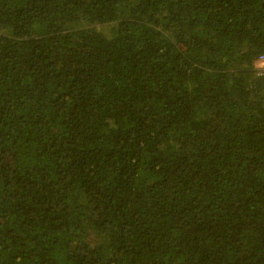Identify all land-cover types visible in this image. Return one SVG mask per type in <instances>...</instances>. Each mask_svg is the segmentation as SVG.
Segmentation results:
<instances>
[{"label": "trees", "instance_id": "1", "mask_svg": "<svg viewBox=\"0 0 264 264\" xmlns=\"http://www.w3.org/2000/svg\"><path fill=\"white\" fill-rule=\"evenodd\" d=\"M261 56L264 0H0V264H264Z\"/></svg>", "mask_w": 264, "mask_h": 264}, {"label": "built area", "instance_id": "2", "mask_svg": "<svg viewBox=\"0 0 264 264\" xmlns=\"http://www.w3.org/2000/svg\"><path fill=\"white\" fill-rule=\"evenodd\" d=\"M258 64L261 65V70L264 72V56H261L258 60Z\"/></svg>", "mask_w": 264, "mask_h": 264}, {"label": "rangeland", "instance_id": "3", "mask_svg": "<svg viewBox=\"0 0 264 264\" xmlns=\"http://www.w3.org/2000/svg\"><path fill=\"white\" fill-rule=\"evenodd\" d=\"M257 67H258V68H260V67H261V65H260V64H258V65H257Z\"/></svg>", "mask_w": 264, "mask_h": 264}, {"label": "clouds", "instance_id": "4", "mask_svg": "<svg viewBox=\"0 0 264 264\" xmlns=\"http://www.w3.org/2000/svg\"><path fill=\"white\" fill-rule=\"evenodd\" d=\"M260 73V72H259Z\"/></svg>", "mask_w": 264, "mask_h": 264}]
</instances>
